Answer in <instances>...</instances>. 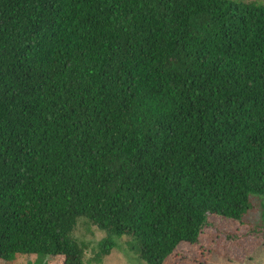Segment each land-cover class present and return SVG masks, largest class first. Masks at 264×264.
<instances>
[{
	"label": "trees",
	"instance_id": "1",
	"mask_svg": "<svg viewBox=\"0 0 264 264\" xmlns=\"http://www.w3.org/2000/svg\"><path fill=\"white\" fill-rule=\"evenodd\" d=\"M256 208L264 2L0 0V264H165Z\"/></svg>",
	"mask_w": 264,
	"mask_h": 264
},
{
	"label": "rangeland",
	"instance_id": "2",
	"mask_svg": "<svg viewBox=\"0 0 264 264\" xmlns=\"http://www.w3.org/2000/svg\"><path fill=\"white\" fill-rule=\"evenodd\" d=\"M258 223L257 208L242 222L209 214L197 243L181 242L165 264H264V230L257 228ZM74 234L88 244L86 256H90L89 249L104 236L95 226L83 223L78 224ZM126 239L114 238L116 245L103 264H146L129 250ZM62 260L63 257H54L46 260V264H62ZM13 264H27V261L21 256Z\"/></svg>",
	"mask_w": 264,
	"mask_h": 264
}]
</instances>
